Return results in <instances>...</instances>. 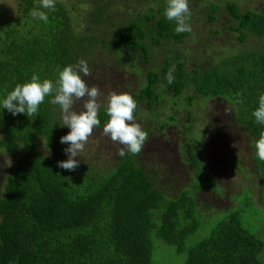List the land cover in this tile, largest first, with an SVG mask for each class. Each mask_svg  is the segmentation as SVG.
<instances>
[{
    "label": "trees",
    "instance_id": "16d2710c",
    "mask_svg": "<svg viewBox=\"0 0 264 264\" xmlns=\"http://www.w3.org/2000/svg\"><path fill=\"white\" fill-rule=\"evenodd\" d=\"M38 3L16 0L10 19L0 12V155L14 156L0 182V264H166L165 253L172 264H264L259 258L264 240L243 226L245 210H232L207 226L198 209L195 192L216 184L198 157L200 140L191 138L192 117L182 133L188 134L182 148L192 183L173 191L141 153L126 151L120 157L87 151L89 158L73 157L79 161L75 170L57 167L68 156L60 143L65 128L60 108L50 103L55 93L45 97L33 117L13 116L2 107L7 94L34 73L40 82L55 85L58 71L80 60L90 71L104 66L138 71L141 86L131 94L137 104L133 116L141 105L156 115L165 96H183L190 107L196 99L221 100L232 123L249 137L264 207V161L254 147L264 125L252 116L264 94V7L198 0L203 27L222 26L209 29L207 36L227 34L239 45H228L204 65L188 69L192 53L182 56L179 47L191 32L175 33V22L164 16L167 0H55L54 12L41 9L48 11L47 22L30 16ZM192 20L191 13L188 23ZM153 52H160V63L141 70L151 64ZM173 65L169 85L165 74ZM98 119L96 131L109 120L105 105ZM166 120L158 132L176 117ZM152 129L142 130L149 136Z\"/></svg>",
    "mask_w": 264,
    "mask_h": 264
},
{
    "label": "rangeland",
    "instance_id": "374dc122",
    "mask_svg": "<svg viewBox=\"0 0 264 264\" xmlns=\"http://www.w3.org/2000/svg\"><path fill=\"white\" fill-rule=\"evenodd\" d=\"M213 1L219 3L224 0ZM232 1H235L241 9L259 10L264 7V0ZM15 2L16 0H0L3 19L14 17ZM190 6L194 15V20L190 23L191 36L179 47L182 56L192 53L188 55L186 64L188 69L193 68L197 63L204 65L211 60L210 55H220L228 45L229 48L239 45L236 37L227 35L226 32L225 38L207 36L209 29H217L221 24L203 27L202 8L198 7V0H193ZM159 53L153 52L155 56L151 64H145L141 70H149L153 68L154 63L159 64L160 59H156ZM137 73L138 71H131L129 67L116 69L104 66L99 70L91 71L89 76L83 75V80L89 88L92 86L99 88L101 95L97 98V102L100 106H106L111 93L131 95L141 86V78ZM191 92L188 90L184 94L188 96ZM86 100L87 97L74 100L71 110L76 113L84 111L83 105ZM164 101L158 108V117L157 114L152 115L145 111V107L141 105L134 120L130 122L138 123L141 129L147 125L154 128L153 134L148 136L140 151L142 160L155 167L158 177L164 178L166 186L173 191L190 185L193 170L182 148L184 144L182 138L188 134L182 133L185 131L184 126L188 122V116L192 117L191 138L200 140L196 146L198 157L204 168L211 173L216 184L212 189L203 186L195 192L198 209L203 213L206 225H212L228 212L241 208L245 210L242 218L243 226L264 240V207L259 199L260 178L253 166V149L250 147L247 133L232 123V116L225 102L218 99L206 102L196 99L190 107L183 96L179 99L165 96ZM225 109H228L227 113ZM169 115H175V123L166 127L162 133L158 132V128L167 121ZM69 131L70 129L65 126L63 136ZM67 147L69 145L65 144V149ZM122 147L124 146L119 142L112 141L110 136H105L103 129L99 131L93 129L84 150L78 155L83 154L89 158L87 151H92L109 156L117 153ZM13 158L14 156L10 154L0 155V182L5 168L11 164ZM163 257L166 264H172L170 254L165 253ZM259 258L264 262V251Z\"/></svg>",
    "mask_w": 264,
    "mask_h": 264
},
{
    "label": "clouds",
    "instance_id": "9594fccd",
    "mask_svg": "<svg viewBox=\"0 0 264 264\" xmlns=\"http://www.w3.org/2000/svg\"><path fill=\"white\" fill-rule=\"evenodd\" d=\"M55 11V0H39V3L30 12L33 19L43 22L48 20V11ZM164 16L169 21L175 22V33L191 32L188 23L191 12L188 0H167V7ZM173 65L165 74V79L169 85L174 82ZM91 74L90 68L85 60H80L77 65H68L58 71V79L54 85L52 81L45 79L40 82L39 76L33 74L31 80L24 84H17L2 101V107L13 116L25 114L28 117L36 116L39 105L44 102L46 96L54 94L50 103L58 105L61 112L62 125L67 126L70 131L60 137V143L68 144L64 149L68 159L57 162V167L73 171L79 166V161L73 159L79 152L84 150V146L95 127H99L98 111L100 104L97 98L101 95L96 86L89 88L81 78ZM239 95V93L237 94ZM87 97L83 108L84 111L76 113L72 111L75 100ZM137 104L133 97L127 93H111L106 105V114L109 120L103 127V134L110 136L114 142H119L124 147L118 150V155L124 157L126 151L133 155L139 154L143 144L148 138L147 132L143 131L138 123H130L134 120L133 113ZM228 112V109H225ZM255 121L264 125V94L259 96L258 107L252 112ZM255 155L260 161H264V132L258 140L254 142Z\"/></svg>",
    "mask_w": 264,
    "mask_h": 264
}]
</instances>
